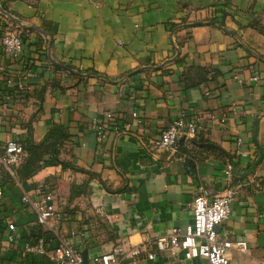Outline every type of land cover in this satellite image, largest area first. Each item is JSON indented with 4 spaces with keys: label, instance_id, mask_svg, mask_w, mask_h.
I'll return each mask as SVG.
<instances>
[{
    "label": "crops",
    "instance_id": "obj_1",
    "mask_svg": "<svg viewBox=\"0 0 264 264\" xmlns=\"http://www.w3.org/2000/svg\"><path fill=\"white\" fill-rule=\"evenodd\" d=\"M1 4L46 35L20 28V57L0 52V63L11 71L26 63L36 72L31 89L0 101V150L7 140L40 143L54 126L66 137L58 153L64 165L46 154L23 177L18 171L27 153L17 168L0 164V264H52L49 254L59 239L90 263L116 244L184 230L194 196L225 189L229 162L242 188L217 233L247 242L246 254L228 253L229 264H264V0ZM212 20L216 24L207 23ZM196 21L204 23L192 25ZM182 110L201 118L197 145L181 138L175 153L151 148L149 141ZM222 114L225 123L218 124L214 119ZM206 142L222 151L199 146ZM43 188L54 191L48 230L22 200L25 193L40 199ZM9 224L15 226L12 241ZM42 235L50 239L46 254L25 252ZM191 263L207 264L200 257ZM123 264L189 261L179 252Z\"/></svg>",
    "mask_w": 264,
    "mask_h": 264
},
{
    "label": "built area",
    "instance_id": "obj_2",
    "mask_svg": "<svg viewBox=\"0 0 264 264\" xmlns=\"http://www.w3.org/2000/svg\"><path fill=\"white\" fill-rule=\"evenodd\" d=\"M173 36V33H171ZM24 49L20 27L11 23V19L0 10V52L13 58H19ZM36 72L26 63L13 72L0 63V101L10 100L13 95H21L31 89V80ZM256 80L257 78L254 77ZM107 118L112 117L107 113ZM136 117L137 113L132 112ZM201 118L196 114H189L182 110L172 123L163 129L157 137L149 141L151 148L175 153L178 150L179 140L193 143L201 130ZM218 124H224L226 114L214 119ZM115 126V129H118ZM237 145L241 140L237 139ZM26 158V151L16 140H7L0 150V164L7 169L19 167ZM225 189L216 195L208 196L203 192L197 193L191 202L192 222L184 230L172 228L166 236L159 238L145 237L142 241L128 247L116 244L109 252L95 255L90 263L84 262L81 251L66 240L59 239L58 246L49 254L52 264H123L127 260L149 259L153 260L160 254L176 255L182 252L184 259L191 260L200 257L207 264H229L228 253L235 251L241 254L248 252L247 242L219 237L217 226L229 215L230 203L236 196L242 184L235 183L234 167L227 163L224 171ZM1 194V191H0ZM22 200L28 203L36 213V222L43 230L51 228L49 220L54 217V191L43 188L41 197L33 200L28 194H23ZM11 233L8 240L14 239L15 226L8 225ZM50 239L44 235L37 238L34 244L25 246V252L46 254V245Z\"/></svg>",
    "mask_w": 264,
    "mask_h": 264
},
{
    "label": "trees",
    "instance_id": "obj_3",
    "mask_svg": "<svg viewBox=\"0 0 264 264\" xmlns=\"http://www.w3.org/2000/svg\"><path fill=\"white\" fill-rule=\"evenodd\" d=\"M2 9H5L4 5L1 4ZM176 26L172 25L170 31H172ZM66 137L64 129L59 126H54L48 130L44 139L40 143L28 142L26 145H23L24 150L26 151L27 158L22 164L21 169L18 173L27 177L34 173L39 168V161L45 158V155H51L53 161L61 163L58 159L59 146L62 140ZM194 145H197L195 140L193 141Z\"/></svg>",
    "mask_w": 264,
    "mask_h": 264
},
{
    "label": "water",
    "instance_id": "obj_4",
    "mask_svg": "<svg viewBox=\"0 0 264 264\" xmlns=\"http://www.w3.org/2000/svg\"><path fill=\"white\" fill-rule=\"evenodd\" d=\"M0 10H1L3 13H5V14H6V15H7L12 21H14V22H15L20 28H22V29H27V28L34 29V30H37V31H39L40 33L46 35L45 32H44L42 29L38 28V27H35V26H27V25H25V24H22L21 21H20L19 19L15 18V17L12 16L10 13L4 11V10L1 8V6H0ZM203 23H204V22L196 21V22L192 23V25H201V24H203ZM207 23L216 24V22L213 21V20L210 21V22H207ZM218 26H219V28H221L224 32H227V33H230V34H234L233 31H231V30H229V29L223 27L222 25L218 24ZM73 72H74V71H73ZM74 73H75V74H79V73H77V72H74ZM79 75H80V76H87L88 74H84V75H83V74H79ZM199 146L204 147V148H207V149H214V150L222 151V149H221L218 145L213 144V143H210V142L200 143ZM261 158H262V154H260V156L258 157V159L255 160V161L253 162V164H252V168H253L254 166H256V165L259 163V161L261 160ZM83 261L85 262L84 258H83Z\"/></svg>",
    "mask_w": 264,
    "mask_h": 264
}]
</instances>
